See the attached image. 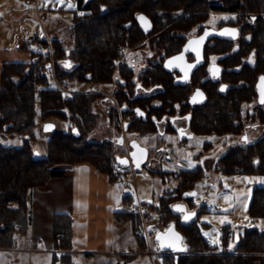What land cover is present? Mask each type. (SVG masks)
<instances>
[{"label": "trees", "instance_id": "16d2710c", "mask_svg": "<svg viewBox=\"0 0 264 264\" xmlns=\"http://www.w3.org/2000/svg\"><path fill=\"white\" fill-rule=\"evenodd\" d=\"M218 10L236 14L227 22L218 24L220 27L228 25L226 27L235 31H230L228 35H213L212 43L206 45L205 51H230L223 60L230 67L225 74L233 85L225 92L211 90L207 105L195 110L194 125L197 131H206L210 135H238L243 121H257L264 127V105L245 109V104L256 96L257 74L264 70V0H78L70 28L72 48H65L61 40L51 38L52 63L48 52L37 50L31 51L29 62H3L0 76V137L18 136L22 143L15 146L0 142V247L15 246V234L27 231V195L30 188L46 185L52 177L66 175L71 165L79 162L92 164L111 180H116L118 175L113 171L116 167L114 143L105 139H87L96 121L91 104L99 94H65L61 88L52 86L48 75L51 64L53 75L59 83L65 78L100 83H111L118 78L119 87L114 97L120 105L151 109L146 120L135 117L132 108L124 111L123 117L129 121L128 130L139 134L153 133L157 126L150 114L160 116L172 107L174 101L184 98L189 89L177 86L172 74L156 63L147 67L138 78L146 87L160 83L161 89L155 90L154 95H134L132 70L124 61H120L116 67L121 49H129L148 39L150 47L163 49L165 55L169 56L179 51L185 41L175 30L184 31L199 25L209 18L211 12ZM139 13L151 19L153 29L149 33L141 29L137 21ZM40 40L46 43V38ZM253 50L255 64L244 62L245 56ZM65 58L71 61V66L63 64ZM153 99L161 100L162 106L151 107ZM38 114L44 121L71 120L73 126L67 131L57 130L49 134L45 155L33 159ZM117 115L116 109L112 108V122ZM217 170L264 175V134L251 144L233 143L217 160ZM160 173L163 177H171L169 171ZM202 175L200 165L195 169L180 170L177 174L178 184L173 190L175 196H162L158 204L153 205L157 217L166 224L176 219L187 244L186 252L177 254V257L165 254L163 264H264V230L245 229L237 235L234 251L227 252L225 248L230 238V228L224 227L220 240L224 250L217 252L218 247L201 233L197 221L199 211L192 213L188 221L181 220L175 212L173 201L182 198L183 192L194 189ZM123 199L127 204L132 197L125 194ZM191 200L188 199V202ZM11 202L16 205L11 206ZM249 213L253 217H264V184L254 187ZM138 217L129 210L115 212L118 221L129 220L135 231L139 228ZM52 234L54 248L63 249L61 258L69 260L71 254L68 251L73 247L72 217L67 213H55ZM136 235L139 236L138 233ZM138 238L140 246L145 248L144 238ZM53 261L56 264L57 260Z\"/></svg>", "mask_w": 264, "mask_h": 264}, {"label": "rangeland", "instance_id": "374dc122", "mask_svg": "<svg viewBox=\"0 0 264 264\" xmlns=\"http://www.w3.org/2000/svg\"><path fill=\"white\" fill-rule=\"evenodd\" d=\"M68 3H72L75 7L69 8L67 6ZM77 4L78 0H64L63 3H59L58 0H0V60L2 61L0 67L2 68L5 61H31V51L37 50L36 39L45 38L48 35H45L46 31L53 34L52 37L50 36V40L51 38H57L61 40L65 48H72L73 38L70 28L73 24L74 9L77 8ZM235 16V13L213 11L209 16L210 21L208 23L215 27L220 22H227ZM225 30L233 29L226 27ZM228 34L229 32H225V35ZM142 50L146 49L143 48ZM147 50L145 53L151 55V52ZM154 53H157V51H154ZM254 53L253 50L246 56L248 62H254ZM139 54V50L131 49L126 51L128 58L137 57L135 69L148 63V61L139 57ZM49 55L52 63L53 51ZM53 74L54 69L51 64L48 71L50 83L52 86L61 88L65 94L75 92L99 94L91 104V111L95 114L96 121L88 132L87 139L89 141H97V139L109 135L108 129L115 124L116 119L113 122L111 121L110 116L106 113L105 106L103 107V100L104 98L111 99L115 82H85L65 78L62 83H59ZM253 105V102L246 103L245 109H250ZM36 120L37 138L34 142V150H37L39 155L43 156L46 153V139L49 134L42 132L41 124L44 120L41 119L39 114ZM51 120L56 123V131H67L73 126L71 120ZM263 130L264 128L261 129L258 135ZM127 137L131 141L138 142L147 148L149 147V158L142 168L126 167L124 170L117 172V178L113 183L116 209L129 210L139 215V228L136 231L129 220L125 222L117 220L116 222V229L119 228V231L123 234L120 239H123L122 245L118 247L124 248L125 253L102 254L96 252L85 254L80 252L73 253L69 260L62 259L61 249H55L53 245L52 222L55 213L53 214L51 211L52 209L55 211V209L65 207L64 205L69 198V191L66 186L60 188L52 181L51 192L41 193L38 197L32 199L31 212L28 211L29 226L27 231L15 234V238L19 235L18 242L25 247L32 246L33 250L16 252L14 248L17 243L12 247H0V258L2 257L0 264H54L53 259L57 260L56 264H163V256L165 254H173L177 257V254L181 253L161 250L158 241L154 238L155 232L145 228L147 223L154 220H157L162 228L168 225V223L166 224L157 217V212L153 205H157L162 196L171 194L174 197L175 194L172 190L178 183V179L176 180L173 175L169 177L170 180L168 182H164L160 177L162 176L160 172L163 171L152 170V168L173 170L169 172L174 173L179 168H194L197 164L202 165L204 168L203 175L196 181L194 187L196 194L192 200L193 209L199 210L197 221L201 227V233L211 244L218 247L217 252L224 250L220 242L224 227L230 228V238L225 248L227 252L234 251L235 236L243 233L245 229L256 228L264 230V223H262L264 222V217H253L249 213V204L254 187L264 184V175L246 172H220L217 170V160L227 151V143L223 144L224 141L227 142L228 140L226 137H214L212 147L202 152L200 158H196L195 153L201 149L200 144L204 141L202 136H196L193 140H190L186 147L178 145L176 135L163 136L156 133L154 135L141 136L129 132ZM0 142L5 145L19 146L22 140L18 136L9 137L6 135V137H0ZM230 142L232 143V141ZM233 142H236V140L234 139ZM127 149V145L118 146L114 144L115 153H123ZM154 155L160 157L161 161L150 163V159ZM149 167L152 170H149L150 173L147 172ZM43 186L45 185L35 186L30 189ZM125 194L132 197V200L127 204H125L123 199ZM56 198L62 199L61 201H55ZM42 201L45 202L42 203ZM10 205L15 206L16 204L11 202ZM133 206L136 208L135 210L132 209ZM139 207H141V211ZM138 237L144 238L145 248L140 246ZM78 245L82 246V244ZM62 251L64 250L62 249Z\"/></svg>", "mask_w": 264, "mask_h": 264}, {"label": "flooded vegetation", "instance_id": "af4514ba", "mask_svg": "<svg viewBox=\"0 0 264 264\" xmlns=\"http://www.w3.org/2000/svg\"><path fill=\"white\" fill-rule=\"evenodd\" d=\"M212 13V12H211ZM210 19L208 18L204 22L200 23L199 25H193L191 28L187 30H175V33L179 36H183L185 38V41L179 51L176 53H173L169 56L165 55V52L163 49L157 48V47H150L148 44V39H143L140 44L133 46L129 49H121L122 53L120 58L116 62V67L119 64L120 61L126 62V65L132 70L133 77L132 81L135 82L134 84V95L144 96V95H154L155 90L161 89V84H154L151 86H144L142 85L141 81H139L138 75L141 74L147 67H151L156 63H159L163 66V68L172 74L173 82L180 86L181 88H188L189 91L186 94L184 98H181L179 100L174 101L172 103V107L168 108L166 112H163L160 116H156L155 113L150 114V118L153 120V122L157 126V130L153 133H146V134H139L138 132H131L128 130V120H125L123 117V112L126 110H130L132 107L127 106L125 104L120 105L115 97L114 93L118 90V78H114L113 81L115 82V88L113 90V96L109 100L108 107H107V114L110 116V111L112 108H115L118 115L117 119L115 121V124L112 125L109 130V135H106V137H103L101 139H97V141H101L103 139L111 141L115 145L118 146H126L128 149L123 152H116V155H128L129 151L131 149V145L134 143V141H131L127 134L130 133H136L141 136L145 135H154V134H161V135H167L172 136L176 135L178 140V145L182 147L188 146V142L190 140H193L196 136H202L204 137V141L202 144H200L201 149L195 153L196 158H200L202 152H205L206 150L210 149L212 147V141L214 137H226L228 140L227 142L224 141L223 144L227 143V150L230 148V146L235 143L233 142L234 139L236 142L241 143L242 145H247L255 142L257 139H259L263 134V132L258 135L263 129V125L260 122L257 121H243L241 131L238 135H210L206 131H197L195 129L194 125V117H195V110L197 107L203 108L205 105H207L209 97L211 95V90L217 89L218 91L225 92L229 87H231V82L227 79L228 76L226 74L229 72L230 67L227 65V63L223 60V58L230 53V51L223 52V53H206L205 48L208 43H212V37L213 35H224L222 33H225V28L228 25H222L220 27L218 24L214 27L208 23ZM153 29V28H152ZM152 31V30H151ZM205 33H208L205 35ZM231 34V33H229ZM204 37L202 42L198 44H190V41H199L198 39ZM189 43V48L186 49V45ZM145 48L147 51L151 52V55L148 53H145L146 50H142ZM139 50L140 54L139 57H141L143 60L148 61V63L140 68L135 69L136 59L137 57L132 56L130 58L127 57L126 51L127 50ZM195 49V51L193 50ZM154 51H157V53H154ZM183 54L184 58L179 59L176 62V65L173 69L168 70L165 67V61L167 58L177 55V54ZM199 53V55H197ZM255 54V53H254ZM244 62L248 64H255L256 57L254 55V62L250 63L246 60V56L243 60ZM64 65L71 66V61L67 58H65L64 61H62ZM239 65H237L238 67ZM227 72V73H226ZM226 73V74H225ZM259 80L264 81V70L258 72L257 79L255 81V88H256V96L251 101L247 102H253V106H263L264 103H262V99H264L257 89V84ZM124 84V83H123ZM152 106L151 107H161L162 101L159 99H153L152 100ZM135 117L142 118L144 120L147 119V115L149 114L150 108L148 110L141 109L139 107H133L132 108ZM171 112H168V111ZM119 118V119H118ZM121 119V120H120ZM122 121V123H121ZM258 135V136H257ZM254 136V137H253ZM128 140V141H127ZM232 141V143L230 142ZM175 142V141H174ZM146 147V146H145ZM147 148V147H146ZM148 150V157L146 161L149 158V147ZM158 150V149H157ZM145 161V162H146ZM161 161V158L157 155H154L150 159V163ZM145 162L142 164V167L144 166ZM198 165L197 164L194 168H179L178 170H175L173 175L175 179L177 180V174L180 170L184 169H195ZM201 168L204 170L202 165H200ZM129 167H132L130 165ZM141 167V168H142ZM158 169L160 171H173V170H165L162 168H152V170ZM151 168H147V172L150 173ZM151 170V171H152ZM164 182H168L169 176H160ZM178 184V183H177ZM173 191V190H172ZM171 195V194H169ZM193 196L177 199L173 201L172 207L174 209V205H178L181 207H178L182 209L181 211H175L178 213L179 217H183L187 212H197V210H194L193 208ZM192 198L191 202H188V199ZM199 211V210H198Z\"/></svg>", "mask_w": 264, "mask_h": 264}, {"label": "crops", "instance_id": "0c3cea01", "mask_svg": "<svg viewBox=\"0 0 264 264\" xmlns=\"http://www.w3.org/2000/svg\"><path fill=\"white\" fill-rule=\"evenodd\" d=\"M45 35L48 37L53 36L49 31H46ZM1 62L0 60V65ZM106 99L103 100V107L105 106L107 113L109 100ZM52 181L60 188L66 186L69 191V198L64 205L65 207L55 209V211L52 209L51 211L53 214L67 213L72 217L73 247L68 253L71 255L80 252L85 254L96 252L102 254L125 253L124 248L118 247L122 245L123 239H120L123 234L119 231V228L116 229L115 212L117 209L113 186L115 180H111L108 175L98 172L92 164L75 163L71 165L70 172L66 175L52 177L45 186L29 190L30 212L33 205L32 199L38 197L41 193L51 192ZM61 199L56 198L55 201H61ZM18 241L19 235L16 236L17 244L14 248L16 252L33 250L32 246L25 247ZM78 244H82V246ZM0 260L2 261V257Z\"/></svg>", "mask_w": 264, "mask_h": 264}, {"label": "water", "instance_id": "95a60500", "mask_svg": "<svg viewBox=\"0 0 264 264\" xmlns=\"http://www.w3.org/2000/svg\"><path fill=\"white\" fill-rule=\"evenodd\" d=\"M84 1H90V0H84ZM141 17H143V19H141ZM137 21H138L141 29L145 33H149L152 30V28H153L152 21L144 13H139L137 15ZM198 40L200 43L202 42V41H200V38ZM188 48H189V43L186 45V49H188ZM178 57H182V59H183L184 55L180 53V54H177V55H174V56L167 58L165 61V67L168 70L173 69L176 65V62L179 60V59H176ZM257 89H258V92L260 93V95L264 98V81L259 80V82L257 84ZM46 126H50V127H48L46 130ZM41 130L45 134H51V133L55 132L56 131L55 121H53V120L44 121L41 124ZM76 130L77 129L75 127L74 131H76ZM76 134H77V132H76ZM38 157H39V152L37 150H34L33 159H37ZM147 157H148L147 148L145 146L139 144L138 142H134L131 145V149L129 151V154L128 155L117 154L115 156V162L123 168L129 167L130 165H132V167H134V168H141L142 164L146 161ZM121 160H125L127 162L124 164H121L120 163ZM137 163H139V167H137ZM191 193L196 194V190L192 189L190 191H185V192H183L182 196L184 198H188V197L193 196V195H188ZM177 206H178L177 204L174 205V210L175 211H181L182 209L178 208ZM189 214H192V212H187L181 218V220L188 221L190 218ZM185 216H189V218L186 220ZM145 228L149 231L151 230V231L155 232L154 238L158 241L159 247L161 250L172 251V252H177V253H183L187 250V244L184 242L183 233L177 227L176 219L170 220V222L168 223V225L165 228H162L158 224L157 220H154L150 223H147ZM170 228L172 229L171 233L169 232ZM173 233L178 235L182 239L176 240ZM237 239H238V236H235V240H237Z\"/></svg>", "mask_w": 264, "mask_h": 264}, {"label": "built area", "instance_id": "2783aa9c", "mask_svg": "<svg viewBox=\"0 0 264 264\" xmlns=\"http://www.w3.org/2000/svg\"><path fill=\"white\" fill-rule=\"evenodd\" d=\"M46 38V43H44L43 41H41L40 39H36L37 40V43H36V49L37 51H40V52H48V53H52L53 51V47H52V44H51V40H50V37L48 36H45ZM123 170V167H121L120 165H116V167L114 168V172L117 173L119 171ZM141 207H139V210H140ZM132 209H136L134 206L132 207ZM141 211V210H140ZM60 252L62 253V250H60Z\"/></svg>", "mask_w": 264, "mask_h": 264}, {"label": "snow or ice", "instance_id": "6c2138e0", "mask_svg": "<svg viewBox=\"0 0 264 264\" xmlns=\"http://www.w3.org/2000/svg\"><path fill=\"white\" fill-rule=\"evenodd\" d=\"M58 2L59 3H63L64 2V0H58ZM69 8H73V7H75V5H73L72 3H68V5H67ZM141 19H143V17H141ZM234 32L235 30H225V32L227 33V32ZM208 33H205V35H207ZM222 34H224V33H222ZM204 39V37H201L200 38V41H202ZM199 43V41H190V44H198ZM194 51H195V49H193ZM197 55H199V53H197ZM176 59H182V57H178V58H176ZM70 66V65H69ZM262 103H264V99H262V101H261ZM48 127H50V126H46V130H47V128ZM135 155V154H134ZM127 161H125V160H121L120 161V163L121 164H124V163H126ZM137 167H139V163H137ZM245 179H249V178H245ZM188 195H195L194 193H191V194H188ZM177 207H181V206H177ZM189 215H193V214H189ZM189 218V216H185V219L187 220ZM262 223H264V222H262ZM169 232L171 233L172 232V229L170 228L169 229ZM173 235L175 236V239L176 240H180V239H182L181 237H179L178 235H176V234H174L173 233Z\"/></svg>", "mask_w": 264, "mask_h": 264}]
</instances>
